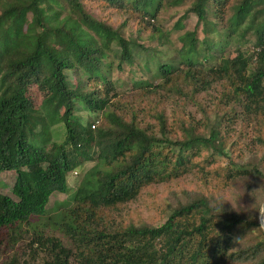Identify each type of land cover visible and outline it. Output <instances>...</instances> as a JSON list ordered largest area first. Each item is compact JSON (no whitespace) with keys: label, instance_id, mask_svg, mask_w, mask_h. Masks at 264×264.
<instances>
[{"label":"trees","instance_id":"trees-1","mask_svg":"<svg viewBox=\"0 0 264 264\" xmlns=\"http://www.w3.org/2000/svg\"><path fill=\"white\" fill-rule=\"evenodd\" d=\"M87 1L102 10L128 13L126 19L138 25L135 39L131 35L126 39L121 32L128 20L112 28L86 11ZM188 1L187 12L196 23L180 38L181 48L187 47L180 53L181 64H157L160 83L137 90L153 104L136 108L131 99L108 96L113 88L106 79L110 67L106 54L118 65L147 59L154 50L136 41L144 32L147 39L160 41L149 24L160 0H0V172L14 173V199L0 195V233L7 231L12 244L23 237V227L45 234L50 225L70 246L53 240L52 251L59 252L51 264H68L70 256L77 264H264V233L252 208L264 202V175L255 168L238 167L225 174V179L243 183L248 210L199 198L177 204L155 227L121 226L110 214L143 187L183 176L196 166L193 158L199 148L223 154L220 131L233 118L234 106L246 114L262 112L264 0H237L223 34L249 35L253 53L237 49L233 57L206 68L194 60L196 27L200 25L203 33L207 26L210 30L209 13L218 21L230 0ZM64 8L67 14L61 16ZM9 31L12 36L6 35ZM202 54L206 59L207 50ZM69 71L76 76L75 83L69 80ZM89 83L101 84L102 92L84 91ZM213 84L221 91L207 137L190 119L178 118L168 126L156 107L159 100L177 96L193 101ZM31 88L42 96L37 107L27 96ZM79 107L100 115L96 128L82 124L76 116ZM141 115L156 123V133ZM58 125L63 138L51 142V129ZM89 162L94 164L49 224L51 218H45L49 197L66 195V176ZM220 206L223 212L218 216Z\"/></svg>","mask_w":264,"mask_h":264},{"label":"rangeland","instance_id":"rangeland-1","mask_svg":"<svg viewBox=\"0 0 264 264\" xmlns=\"http://www.w3.org/2000/svg\"><path fill=\"white\" fill-rule=\"evenodd\" d=\"M236 1L230 0L227 2L218 21L212 13H209L208 23L213 27L210 26L211 29L209 30L207 26L206 33L201 31L200 25L196 27L195 51L197 56L194 60L203 68L215 65L222 58L233 57L237 49L245 55H250L254 51L251 44L252 39L249 35L244 38H239L236 34L228 38L223 35L226 33L228 20L232 16V7ZM84 5L91 16L105 21L112 28L118 27L126 19V16H129L124 10H115L116 12L102 10L93 1H87ZM188 7V0H160V6L155 16L149 21L152 28L156 30V35H158L160 41L158 42L156 38L153 40L147 39L146 32L142 33L136 41L137 44L156 51H151L147 59L137 57L130 64L122 63L118 65V61L113 59L111 54H106V61L110 62L106 79L113 88L108 94L109 97L115 93L116 97L123 96L126 99H131L134 101L136 108L149 107L153 104L151 97L145 96L142 91L137 90H149L160 83V76L156 69L157 64H171L174 67L181 64L182 55L180 53L185 51L187 47L181 48L180 38L183 37L184 33L192 32L196 23L195 16L187 12ZM66 14L65 8L61 10V16ZM137 27L136 21L129 19L128 24L121 29L123 37L128 39L131 35L135 39ZM6 35H11V32L9 31ZM203 49L207 50L206 59H203V55H206L202 54ZM66 74L69 80L75 83L76 76L71 71L66 72ZM95 88H98L101 92L103 90L101 84L89 83L85 85L84 91H91ZM155 91L158 94H163L158 90ZM220 91L221 87L213 84L206 92L197 93L193 101L172 96L170 99L159 100L156 107L163 112L168 126L173 127L178 118L190 119L197 122V129L204 137H207L208 127L213 125V116L216 111L215 104L219 100ZM27 96L36 107L42 98L36 88L28 90ZM197 104L200 105L201 109L198 108ZM229 108L230 105H228V108L220 106L218 111ZM261 108L262 112L258 114H246L245 111L234 106L233 118L230 123L222 124L224 126L221 127L220 131L221 140H223V154H215L199 148L198 154L193 158V163L196 166L190 168L183 176L169 182L147 185L139 190L133 200L110 210L114 223L121 226L133 224L135 226L155 227L162 224L169 211L177 204L199 198H205L211 203L225 204L232 209H234L233 206L236 207L238 204L239 208L237 207L235 210H248L250 205L244 197L243 183H240L241 180L239 179H225V174L230 169L240 167L245 170L255 168L264 175V102L261 104ZM76 116L82 124L91 123L95 128L100 122L98 113L91 114L84 107L78 108ZM140 117L142 122L149 125V130L153 133L157 132L156 123L150 117L146 115ZM173 131L179 134L177 131ZM62 138L63 130L61 126L53 127L51 129V142L59 143ZM93 164V162L84 163L80 169H76L66 176L68 188L66 195L54 193L49 197L45 217L51 218L49 224L58 213V207L66 204L69 194L74 191L83 173L89 170ZM247 178L249 179V177ZM13 182V172H0L1 196L14 199L11 192ZM261 204H264V202L259 203L258 201L256 207L258 208ZM45 218L44 224L46 223ZM257 219H259V213ZM40 222L42 223V220ZM44 227L45 225L41 226V228ZM22 231L23 237L16 244H12L7 231L0 233V264H51L52 259L59 252V249L57 252L52 251V241L58 240L64 247L68 248L69 246L58 232L53 231V227L50 225L47 228L45 227L44 232L40 230L45 234H34L27 227H23ZM232 249H235V247H232ZM65 253H67L66 250ZM67 262L68 264H77L72 256L67 259Z\"/></svg>","mask_w":264,"mask_h":264},{"label":"clouds","instance_id":"clouds-1","mask_svg":"<svg viewBox=\"0 0 264 264\" xmlns=\"http://www.w3.org/2000/svg\"><path fill=\"white\" fill-rule=\"evenodd\" d=\"M255 205H256V203L252 206V208H253V210H255V211H257L259 213L260 227L264 228V204H261L258 208L255 207ZM237 207H238V204L236 205V207L233 206L234 209H236ZM216 211H217L218 216L221 215L222 212H223L222 206L217 208Z\"/></svg>","mask_w":264,"mask_h":264},{"label":"water","instance_id":"water-1","mask_svg":"<svg viewBox=\"0 0 264 264\" xmlns=\"http://www.w3.org/2000/svg\"><path fill=\"white\" fill-rule=\"evenodd\" d=\"M259 225H260V218L258 219ZM263 233H264V228H261Z\"/></svg>","mask_w":264,"mask_h":264},{"label":"built area","instance_id":"built-area-1","mask_svg":"<svg viewBox=\"0 0 264 264\" xmlns=\"http://www.w3.org/2000/svg\"><path fill=\"white\" fill-rule=\"evenodd\" d=\"M91 129H93V125L91 126Z\"/></svg>","mask_w":264,"mask_h":264}]
</instances>
